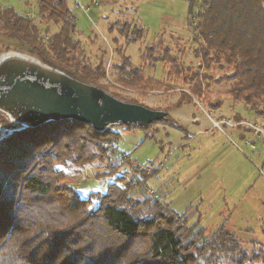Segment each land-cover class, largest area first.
I'll use <instances>...</instances> for the list:
<instances>
[{
    "label": "trees",
    "instance_id": "obj_1",
    "mask_svg": "<svg viewBox=\"0 0 264 264\" xmlns=\"http://www.w3.org/2000/svg\"><path fill=\"white\" fill-rule=\"evenodd\" d=\"M37 7L33 18L9 7L0 9V38L18 42L68 79L101 89L104 67L84 60V49L74 38L76 21L68 0H37ZM189 20L198 60L194 72L160 56L163 50L157 47L162 38L144 48L141 61L145 65L166 61L167 76L180 74L192 97H203L207 109H219L230 98L255 114H264V0H198V12ZM41 25L56 31L43 37ZM118 35L126 43L143 36L128 24L121 26ZM113 68L123 89H160V83L145 79L127 56L122 55L120 67ZM213 72L221 75L215 79ZM43 81L59 89L58 84ZM223 81L229 83L225 91L208 92L211 83ZM126 100L125 104L136 102L144 108L141 101ZM38 121L9 122L0 144V260L7 264H264L262 251H245L223 226L207 232L189 224L187 214L145 195L147 201L136 205L128 197L130 184L114 169L108 177L115 180L106 183L102 192L89 188L81 191L84 195L74 187H62L56 181L62 173L55 165L91 163L88 144L97 143L107 152L104 144L116 148L120 136L112 130L97 131L80 119ZM139 240L140 250L133 254L128 248Z\"/></svg>",
    "mask_w": 264,
    "mask_h": 264
},
{
    "label": "rangeland",
    "instance_id": "obj_2",
    "mask_svg": "<svg viewBox=\"0 0 264 264\" xmlns=\"http://www.w3.org/2000/svg\"><path fill=\"white\" fill-rule=\"evenodd\" d=\"M68 6L84 60L104 67L103 87L94 90L72 81L18 42L0 38V144L13 120L80 119L97 131L112 130L120 136L116 148L104 144L109 149L105 152L97 143L86 141L92 162L78 167L70 161L64 167L55 165L62 173L57 183L80 193L89 188L102 192L106 183L115 180V176L108 177L114 169L130 184L128 197L136 205L145 203L144 195L154 201L149 195L153 191L159 198L154 202L187 214L189 224L207 232L223 226L245 251L264 253V142L250 127L264 129V114H255L230 98L219 109H207L203 97H192L180 74L167 76L165 71L172 58L183 71L198 68L189 25L190 17L198 12V0H68ZM6 7L30 18L38 13L37 0H0V9ZM123 24L137 28L144 37L126 43L118 35ZM40 29L43 37L56 31L43 25ZM160 38L163 41L157 48L163 50L160 56L168 58L167 62L145 65L141 53ZM122 55L141 69L145 79L160 83V89L120 87L113 67H120ZM183 74L191 77L188 71ZM220 75L212 74L215 79ZM43 80L58 84L59 89L43 85ZM228 86L224 81L211 83L208 92H223ZM128 98L141 101L144 108L136 102L125 104ZM181 99L182 105L174 108ZM227 120L230 124L222 125L221 131L213 125V121ZM62 200L66 203L67 198ZM140 242L128 250L139 252ZM3 263L9 262L0 260Z\"/></svg>",
    "mask_w": 264,
    "mask_h": 264
},
{
    "label": "built area",
    "instance_id": "obj_3",
    "mask_svg": "<svg viewBox=\"0 0 264 264\" xmlns=\"http://www.w3.org/2000/svg\"><path fill=\"white\" fill-rule=\"evenodd\" d=\"M224 124H230V121H229V120H227V121H219V122H215V121H213V125H214V127H216L217 129H219L220 131H221V126L224 125ZM243 124H244V123H243ZM250 127H251V129L254 130L256 133H258L259 136H260V134H261L260 137H261V139H262L263 142H264V129H260V128H258V127H252V126H250ZM149 195H150L151 197H153L154 201H158V200H159L158 195L154 194L153 191H149Z\"/></svg>",
    "mask_w": 264,
    "mask_h": 264
}]
</instances>
